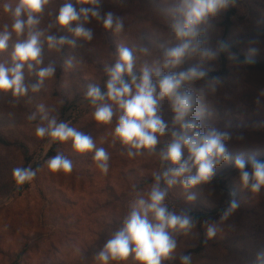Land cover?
Segmentation results:
<instances>
[{
    "label": "rangeland",
    "instance_id": "rangeland-1",
    "mask_svg": "<svg viewBox=\"0 0 264 264\" xmlns=\"http://www.w3.org/2000/svg\"><path fill=\"white\" fill-rule=\"evenodd\" d=\"M173 0H102L101 14L109 11L123 18L120 33L105 29L102 22L91 18L80 21L91 29L90 41L76 39L75 47L65 55L46 47L41 51L42 63L30 70L25 63L24 84L28 91L13 96L11 91L0 92V135L7 143H0V200L14 189L12 195L0 202V264H101L96 257L106 242L123 227L131 206L146 198L155 175H163L172 165L160 160V152L172 140V131L179 128L173 123L170 101L160 104L159 114L168 129L153 151L131 148L113 135L119 110L113 104L115 115L109 124L94 119L95 106L86 101L88 85L106 91V67L118 60V46L133 50V72L140 75L141 68H159L166 48L177 41L170 21L163 12ZM14 8L18 0H0V31L12 17L3 11V4ZM65 0H49L38 15L36 30L41 31L42 43L57 29L56 17ZM74 7H91L72 0ZM26 19V16L22 17ZM74 22L70 28L76 27ZM28 30L17 36L12 32L8 47L0 52V64L12 67V52L16 43L27 39ZM204 47L218 49L220 42L229 46L225 51L237 56L246 55L257 48L254 56L264 61V0H235V3L212 18L207 31L200 37ZM147 48L144 52L141 49ZM70 61V63H69ZM53 64L54 75L44 80L36 92L31 86L38 82L36 72ZM198 65L206 72L221 69L219 55L214 60H201L194 56L176 71H185ZM228 72L220 78L216 90L210 91L206 82L211 78L191 82L185 87L197 94L194 118L204 127H214L230 134L225 143L233 161L217 166L213 179L191 189L177 182L169 187L164 179L160 186L167 190L165 204L169 211L179 214L184 209L202 214L195 228L188 234L173 232L177 247L172 259L162 264H181L182 255H191V264H248L255 251L264 245V189L252 193L239 183L234 158L245 159L255 155L264 160V71L250 69L234 60L227 62ZM163 74V69H161ZM154 80L156 77H153ZM130 81V78L126 79ZM203 90V95H200ZM108 102V101H105ZM44 105V112L38 106ZM62 109V107H64ZM35 115V119L29 117ZM47 116V119L43 117ZM55 118L89 135L97 148L109 155L108 171L102 173L94 160L95 150L76 152L72 141H52L50 137L37 138V126H47ZM53 149L54 154L47 156ZM134 155L129 156V152ZM44 154V157L41 156ZM63 155L72 162V171L52 173L47 161ZM186 155V153H185ZM39 163L35 166L36 162ZM35 166L34 169H32ZM17 167H28L36 172L30 182L17 185L12 172ZM196 199L189 201L187 196ZM239 207L221 222L222 211L231 200ZM208 223H215L217 235L206 236ZM108 264H138L130 254L125 261Z\"/></svg>",
    "mask_w": 264,
    "mask_h": 264
},
{
    "label": "clouds",
    "instance_id": "clouds-1",
    "mask_svg": "<svg viewBox=\"0 0 264 264\" xmlns=\"http://www.w3.org/2000/svg\"><path fill=\"white\" fill-rule=\"evenodd\" d=\"M49 0H18L13 8L10 3L3 4V11L12 17L11 30L17 36L28 30L27 39L16 43L12 52V67L0 64V92L11 91L13 96H23L28 87L24 84L22 71L25 63L31 70L33 65H40L41 59V31L36 30L39 24L38 15L42 13ZM81 4L91 7H80L77 10L72 0H65L56 17V23L62 28H71L76 37L86 41L92 39L91 29L85 28L80 21L88 22L95 18L102 22L105 29L120 33L124 29V21L120 16L109 11L101 14L99 5L102 0H79ZM235 0H173L163 9L170 21V28L177 43L164 50L162 59L158 61L159 68L144 65L140 75L134 74L135 57L133 50L121 44L118 46V60L106 67L108 75L106 91L102 92L98 86L88 85L86 98L95 106L94 119L101 124H109L115 115L113 104L119 110L118 121L113 135L123 144L131 148L153 151L158 143V137L165 135L168 124L159 114L160 104L164 100L170 101L174 114L173 123L179 128L171 133L172 140L160 152L162 162H170L172 167L163 173L155 175V183L151 186L146 198H139L132 206V210L119 229L98 253L97 259L101 264L111 261H125L131 254L138 264H162L163 260L174 258L173 253L177 242L173 232L188 235L195 228L197 220L191 215V209H184L179 214L169 211L165 204L167 190L161 188L160 181L171 187L179 182L184 189H191L197 185L210 182L217 166L224 162L233 161V157L226 141L230 134L208 126L202 129L198 118H194L197 106V94L185 85L207 76V72L198 65H193L185 71H176L187 60L199 55L201 60H214L221 51H227L229 46L220 42L218 49L204 47L205 41L200 37L207 31L210 20L223 10L233 5ZM26 16V19L22 17ZM8 24L0 31V52L8 47L12 32ZM48 47L59 50L58 46L65 43L75 44L65 37L57 39L47 37ZM147 52V48L141 49ZM257 48H250L244 63L254 62ZM229 59L236 60L234 54L229 53ZM70 63V61H69ZM161 69H163V74ZM55 67L49 64L40 68L36 75L38 82L31 86L36 92L44 80L54 75ZM130 77V81L125 79ZM156 77L154 80L153 77ZM219 77H213L206 82L210 91H215L220 83ZM200 95H203L201 90ZM264 95V93H262ZM108 101V102H105ZM44 112V105L38 106ZM35 119V115L29 117ZM47 119V116L43 117ZM37 138L50 137L52 141L66 142L71 140L76 152L85 153L95 150L94 160L102 173L108 171L109 155L104 148H97L93 139L68 123L57 122L55 118L48 121L47 126H37ZM186 153V155H185ZM134 155L129 152V156ZM72 162L63 155L57 154L47 161V168L52 173L72 171ZM234 167L239 174V183L244 189L252 193H259L264 189V160L255 155L247 159L243 155L234 158ZM13 178L17 185L30 182L36 172L28 167L13 169ZM189 201L196 199L194 194L187 196ZM239 207L236 200H231L222 211L221 222L227 220ZM217 225L208 223L206 236L211 239L217 235ZM181 264H191V255H182ZM248 264H264V245L257 248Z\"/></svg>",
    "mask_w": 264,
    "mask_h": 264
},
{
    "label": "trees",
    "instance_id": "trees-1",
    "mask_svg": "<svg viewBox=\"0 0 264 264\" xmlns=\"http://www.w3.org/2000/svg\"><path fill=\"white\" fill-rule=\"evenodd\" d=\"M73 33L74 32L71 31V29H66V28L65 29H57V30H55L54 34L51 35V36H55L57 39H59L61 37H65L68 41H75V43H76V39L73 37ZM46 47H48L47 40H45L42 43V47L41 48L45 49ZM74 47H75V44L72 45L70 43H65L64 45L58 46L59 50L56 49V51H58L60 55H65L70 50H73ZM43 49H42V51H43ZM51 49H55V48H51ZM245 56L246 55H244V54H238L236 56V60H234V61L237 62V63L242 64L243 66H245L247 68L264 71V61L256 59L254 57L253 58L254 59L253 63L246 64V63H244ZM219 58L221 60V69H219L217 71H209V72H207V76L202 78V79L213 78V77H216V76H219V75L223 76V75H225L228 72L227 62L229 61V59H228V57H226L225 51H221L219 53ZM128 78H130V77L125 76V79H128ZM202 79H200V80H202ZM197 81H199V80H197ZM64 108H65V106L62 107V109H64ZM0 143H7V141L1 135H0ZM52 154H54V150L53 149H51L47 153V156H51ZM192 216L195 217L196 219L202 218V214H200V213H193Z\"/></svg>",
    "mask_w": 264,
    "mask_h": 264
},
{
    "label": "water",
    "instance_id": "water-1",
    "mask_svg": "<svg viewBox=\"0 0 264 264\" xmlns=\"http://www.w3.org/2000/svg\"><path fill=\"white\" fill-rule=\"evenodd\" d=\"M86 101L90 103V100H89L88 98H86ZM43 157H44V154L41 156V158H43ZM38 163H39V161L36 162L35 166H36ZM35 166H34L32 169H34ZM13 191H14V189L11 190L10 193H8L7 195H5V196L0 200V202H1V201L3 202L6 198H8L9 196H11Z\"/></svg>",
    "mask_w": 264,
    "mask_h": 264
}]
</instances>
